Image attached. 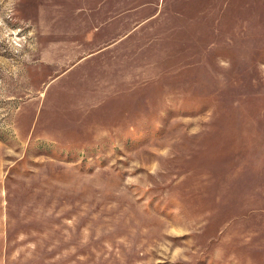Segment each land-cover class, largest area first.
<instances>
[{
    "label": "rangeland",
    "instance_id": "rangeland-1",
    "mask_svg": "<svg viewBox=\"0 0 264 264\" xmlns=\"http://www.w3.org/2000/svg\"><path fill=\"white\" fill-rule=\"evenodd\" d=\"M0 264H264V0H0Z\"/></svg>",
    "mask_w": 264,
    "mask_h": 264
}]
</instances>
